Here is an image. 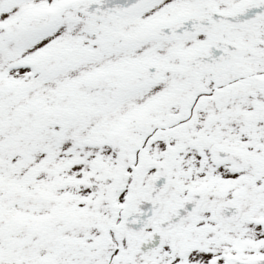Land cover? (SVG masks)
<instances>
[{
	"label": "snow or ice",
	"instance_id": "6c2138e0",
	"mask_svg": "<svg viewBox=\"0 0 264 264\" xmlns=\"http://www.w3.org/2000/svg\"><path fill=\"white\" fill-rule=\"evenodd\" d=\"M0 264H264V0H0Z\"/></svg>",
	"mask_w": 264,
	"mask_h": 264
}]
</instances>
